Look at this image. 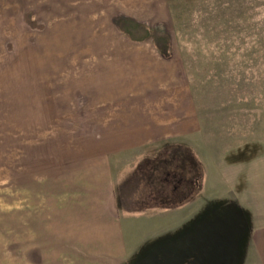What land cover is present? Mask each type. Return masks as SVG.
Listing matches in <instances>:
<instances>
[{"label": "rangeland", "instance_id": "rangeland-1", "mask_svg": "<svg viewBox=\"0 0 264 264\" xmlns=\"http://www.w3.org/2000/svg\"><path fill=\"white\" fill-rule=\"evenodd\" d=\"M109 150L108 193L86 178ZM171 164L198 175L188 228L244 264L264 183V0H0V264H138L180 235L139 234L166 210ZM107 198L124 234H58L67 205Z\"/></svg>", "mask_w": 264, "mask_h": 264}, {"label": "crops", "instance_id": "crops-1", "mask_svg": "<svg viewBox=\"0 0 264 264\" xmlns=\"http://www.w3.org/2000/svg\"><path fill=\"white\" fill-rule=\"evenodd\" d=\"M106 110H108V106H106ZM113 120L116 122V127L120 125V123H118L119 119H112V121ZM128 125L140 126L141 123L140 124L131 123ZM114 137L115 138L110 139L111 143L118 142L119 140H121L122 136L115 135ZM131 140L132 139H130L129 142H134ZM106 141H108V139ZM109 153L111 154L114 153V150L105 151V153L101 151L98 156L99 159L98 161L95 160V162H89L90 164L93 163L96 164L95 166H92L90 168L91 173L86 178L87 181L95 180L96 184L98 185L97 188L99 189V191H105L108 193L112 188V186L109 183H106V178H105L108 170V163H109L108 158L109 155H111ZM168 155L170 156L171 153H168ZM168 155L167 157H169ZM164 158L166 159V156H164ZM165 159L161 163L163 166H165V162H166ZM84 163L85 162H81L82 167L83 166L85 167ZM167 170L168 171L164 170L160 172L158 177L159 182L164 183V186L163 185L159 186V192L161 193L163 192L164 197H167V199L165 200L166 202L163 204L160 203L161 204L160 206L164 207L166 210L165 212H163V214H160V216L155 218L152 217V220H150V223H148L149 225L148 228L145 227L144 229L139 230V234H174L178 230L180 231L179 233L180 238L182 239H184L185 237L188 238L189 234L190 235L198 234L199 231L197 227L199 226L198 221L192 229L188 228L189 220L194 217L193 216L194 214L189 216L188 211L186 210V208H188L187 200H189V194L191 191H194L192 182L194 181V179H196L195 181H197L198 175L197 177H194L193 173H190V176L188 177L189 178V182H188L187 178L186 177L184 178V174H183L184 172L181 170V168L177 167L176 165L171 164V167ZM148 172H146V175L149 174ZM173 177L174 179H172ZM177 178H180L181 182L180 185H178V188L176 187L174 193H172L171 189L174 187L175 184H177L176 183ZM74 180H75V176H74ZM185 182H187V184H185ZM70 183H72V181ZM165 194H167L168 196H165ZM110 197L111 195L109 196V199ZM85 203L82 205L81 204L78 205L77 203H75L74 205L72 204L67 205V207L65 208L66 217H62L61 215L62 218L59 219L58 224L67 223L68 227L59 225L58 234H124V230L120 228L121 220L117 221V217H115L116 216L115 212H117L115 202L112 204V202H110L107 198L104 201L98 199L96 202L92 204L91 202L88 201ZM133 206L134 204L132 202L131 203L128 202V204L125 205V208L135 211V209H133ZM169 209H175V210L177 209L176 211L178 212H172V210ZM167 212L168 214H165ZM172 213H176V214L173 215ZM172 216H174L176 221V225H174L173 227L171 226L172 220H174ZM257 219L259 223L255 224V230L252 233V241L248 248L246 254V260L244 261L245 262L244 264H264V183L261 185V190H260L259 210H258ZM73 227L74 230H71L70 228L73 229ZM153 237L156 238L155 235H153ZM184 240H182V242L180 241V245L186 243V240L185 241ZM170 244L172 243L170 242ZM170 244L168 243L155 248L153 252L149 253V255L159 253L161 250H165L166 247L169 246ZM118 247L119 250L123 251L122 249L124 248L123 239H121L120 242L118 241Z\"/></svg>", "mask_w": 264, "mask_h": 264}, {"label": "trees", "instance_id": "trees-1", "mask_svg": "<svg viewBox=\"0 0 264 264\" xmlns=\"http://www.w3.org/2000/svg\"><path fill=\"white\" fill-rule=\"evenodd\" d=\"M128 30H122L133 41H140L143 39L141 35L140 26L130 23ZM164 58L169 57L163 55ZM176 178V175H175ZM174 179V177L172 178ZM192 182V186L196 189L197 181ZM174 182V181H173ZM181 179L177 178L171 192L174 193L176 187L180 185ZM218 234H193L184 238L186 243L180 245L182 238L178 237L171 241L172 244L161 250L159 253L148 255L138 262V264H223L224 261L221 257V252L217 248ZM192 236V237H190ZM182 239V240H181ZM184 240V241H185ZM210 241V244L207 243ZM227 259V258H226Z\"/></svg>", "mask_w": 264, "mask_h": 264}]
</instances>
